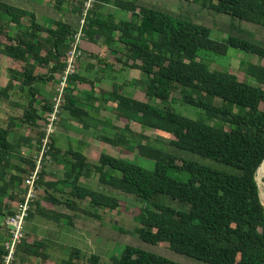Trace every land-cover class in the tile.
I'll return each instance as SVG.
<instances>
[{
    "label": "trees",
    "instance_id": "16d2710c",
    "mask_svg": "<svg viewBox=\"0 0 264 264\" xmlns=\"http://www.w3.org/2000/svg\"><path fill=\"white\" fill-rule=\"evenodd\" d=\"M198 1L205 8L264 27V0ZM105 4H114L130 16L119 19L112 12L105 14L101 11ZM80 5L83 14L84 2ZM10 24L15 25V34H10ZM84 31L92 41L103 39L114 53L119 52L115 45L123 44L129 60L126 64L141 70L146 78L144 91L149 101L155 98L166 104L159 106L125 95L121 84L102 95L107 97L106 107L126 126L113 137L99 138L138 151L154 162V168L99 150H93L90 157L72 147L64 150L52 137L45 159L50 156L55 163L62 159L65 176L46 180L49 173L44 159L37 180L38 192L43 189L44 193L32 202L27 221L33 220L36 213L48 221L59 222L49 213L72 220L85 199L95 208L115 210L122 206L121 199L81 183L82 177L96 173L105 186L148 202L136 217L143 241L167 243L180 254L210 264H264V203L257 181L259 172L260 176L264 174V64L246 63L245 71L251 77L248 82L230 70L212 69L201 57L203 51L225 54L228 43L264 60V45L234 34L227 43L214 40L207 26L142 5L138 0H94ZM76 33L77 28L68 21L45 25L34 12L0 0V56L9 59V82L1 87L0 77V98L19 96V101L15 99L12 104L23 109L21 116L10 115L6 125L0 123V217L15 214L25 201L26 176L35 170L38 160L36 155L21 153L22 142H32L30 136L14 143L10 135L18 126L37 130L41 151L46 135L42 128L47 126V114L54 109V102L44 94L41 84L56 80V75L65 71ZM39 68L47 71L41 73ZM79 82L97 88L95 81L72 74L62 109L91 128L90 121L84 119L89 112L79 106L80 98L72 87ZM176 93L200 110L198 117L186 116L172 105ZM102 122L108 124L107 120ZM130 122L142 130L154 129L157 140L209 163L182 156L150 140L144 143L146 135H135ZM171 172L186 177L177 178ZM161 196H169L188 208L166 205L159 201ZM59 204L71 214L56 212L54 208ZM8 241L0 239V264L9 252ZM51 242L50 238L32 239L27 234L13 264H37V259L42 264H79L75 261L82 254L78 248L72 249L68 259L55 261ZM90 260L97 263L99 256L92 255ZM112 264L182 263L127 245Z\"/></svg>",
    "mask_w": 264,
    "mask_h": 264
},
{
    "label": "rangeland",
    "instance_id": "374dc122",
    "mask_svg": "<svg viewBox=\"0 0 264 264\" xmlns=\"http://www.w3.org/2000/svg\"><path fill=\"white\" fill-rule=\"evenodd\" d=\"M56 2V0H53ZM86 7L88 0H82ZM143 5L150 6L156 9L163 10L168 12L174 16H178L184 19L192 20L198 24H202L207 26L210 29V36L214 40L227 43V40L231 34L248 38L255 42L264 45V27L260 25H256L251 22H247L245 20H240L238 18H234L232 16L222 14L216 12L215 10H211L209 8H205L201 1L198 0H140ZM68 1L65 3V13H69ZM112 9V8H111ZM41 16L44 19L45 24L53 23L52 18V11L48 8H43L40 10ZM109 12V11H108ZM120 14V13H119ZM121 14H123L121 12ZM83 14H81V19ZM127 18V17H120L119 19ZM80 22V21H79ZM12 29V27H10ZM227 51L223 55H217L214 53L203 51L201 52V57L210 65L212 69L218 70H230L236 73L241 80L251 82V77L247 75L245 71L246 63L253 62V63H263L264 60L260 59L258 56L254 54L247 53L242 50H238L227 43ZM79 58L77 61L79 62ZM8 60L3 59L0 56V75L3 77L6 75L9 77L8 73ZM39 72H45L47 69H38ZM131 72V71H129ZM132 74H122L120 72H115L111 69L106 73V77L103 79L104 86L113 89L115 84H128L127 86L124 85V93L130 96H139V91L142 92L139 97L144 101H149L148 97L144 93V89L147 86L146 78L144 74L140 71H133ZM132 75L138 76L140 79H144L143 81H139L136 79L132 82L133 78ZM4 80V79H3ZM61 78L58 76L57 80H53L50 82H45L41 84L44 90V94L53 102H55L56 94L58 93L57 88L60 85ZM138 85L135 89H130V83ZM8 83V82H7ZM135 87V86H134ZM19 89V88H18ZM92 90V89H91ZM133 90V91H132ZM95 95V93H91ZM19 96H13L11 100L0 98V123L6 125L8 115H15L21 116L23 114V109L21 107H16L12 104V102L17 99L19 101ZM54 98V99H53ZM146 98V99H145ZM21 100V99H20ZM102 101V100H100ZM155 105L159 106H166L158 99H153L149 101ZM172 105L180 112L189 116L191 118H196L199 116V111L195 107L186 104L181 99V94H175V100L172 102ZM65 110V109H64ZM67 111V110H65ZM63 114L62 108L61 113L59 116V120L56 123V130L59 124L61 115ZM70 116V114L68 115ZM72 117V116H70ZM74 117V116H73ZM75 118V117H74ZM113 118V119H111ZM108 122V124L99 122V126L96 124H92L90 130L94 136L100 135H108V136H115L116 132L119 131L121 133L123 129L120 127L118 130L114 129V124L120 125V121H116V118L109 116L104 121ZM66 122V120H65ZM65 124V123H64ZM43 126L42 131L45 130ZM119 127V126H118ZM55 133L53 134L56 135ZM134 132L140 134L144 133L146 137L143 139V142H147L150 140L152 143L164 146L166 149L176 152L182 156H186L189 158L201 160L202 162L209 163V160L203 159L197 155H189L186 152L178 151L175 147L169 145L168 142L157 140L156 131L148 130V129H140L138 127H134ZM133 132V134H134ZM59 134V142L58 145L60 147H64V149L69 148L68 142L66 140H72L71 147L76 149V144L73 141L72 137H67L64 134ZM128 135L132 136V133H128ZM32 138L33 143L32 145L28 146L29 151L27 155L33 154L34 156L39 154V132L37 130H32L31 128H26V126H18L15 131L10 135L12 140H18L21 137H28ZM97 142H93V148L99 149V151L107 152L113 156L124 158L127 160H132L135 163L143 166L147 169L154 168V162L147 157L140 156L138 151H128L127 146L118 147L116 145L104 142L103 140L96 139ZM131 145L135 144L134 139H131ZM27 144V143H26ZM90 145V144H89ZM91 147V148H92ZM90 151V150H89ZM88 151V153H89ZM46 165L48 171H53L54 169V162L51 157L47 158ZM44 161V162H45ZM43 162V163H44ZM52 173V172H50ZM63 171H61V175H63ZM118 173V172H115ZM172 176L180 178L186 177V175H180L176 172H171ZM64 176V175H63ZM264 174L262 177L257 175V179L260 185V194L262 201L264 203ZM81 183L90 188L104 192L112 197L119 198L123 201V205L118 207L115 210H106L103 208H95L92 207L89 203V200L85 199L82 200L80 209H78L74 216H72L71 224L67 223L69 221H62L65 223L63 227H56V229H51L50 224L52 221H48L43 219L39 222H36V225L39 229V236L46 238L47 235L51 236L53 232H57L54 237V240L59 239V241H63L62 245L52 247V255L55 261H62L63 259H68L71 255L73 248H78L81 250L82 254L80 258H76V262L79 264H112L115 257H120L123 250L127 245H133L136 247H140L144 250L154 252L156 254L163 255L173 261L182 263V264H210L208 262L180 254L174 250H172L169 244L164 243L162 245L159 244H151L148 242L143 241L137 231L138 227H141V223L136 218L137 215L141 212L143 208L146 207L147 203L144 200H141L136 197L134 194H127L117 189H111L109 186H105L104 184L100 183L99 175L94 173L89 178L82 177ZM61 188V187H59ZM70 190V189H69ZM44 193L43 189L38 192V199ZM5 202L9 203L8 199H4ZM159 201L177 208L186 209L188 208L187 205L180 203L178 200H174L169 196H161ZM65 206V205H63ZM62 206V207H63ZM64 209H67L63 207ZM8 216L0 217V239H4L8 241L11 237L8 225ZM73 221V222H72ZM34 221L26 222L25 225V233L33 232L34 230ZM55 227V226H52ZM64 231V232H63ZM60 235L64 233V240L57 238L58 234ZM59 243V242H58ZM92 255L99 256V261L93 262L90 260ZM37 264H42L39 259L36 260Z\"/></svg>",
    "mask_w": 264,
    "mask_h": 264
},
{
    "label": "crops",
    "instance_id": "0c3cea01",
    "mask_svg": "<svg viewBox=\"0 0 264 264\" xmlns=\"http://www.w3.org/2000/svg\"><path fill=\"white\" fill-rule=\"evenodd\" d=\"M5 1L9 4L24 8L28 11L34 12L37 16V20L42 23L44 22L43 17L41 16V9L43 8H48L52 11V22L54 21H58V20H63V21H68L70 23H72L74 25L75 28H78V24L79 21L81 19V13H80V8H81V1L82 0H60L54 2L53 0H2ZM66 1H68V6L67 8H69V13H65L64 9H65V3ZM140 4H142L140 2V0H138ZM143 5V4H142ZM112 8V9H111ZM103 13L107 14L112 12L113 14H115L118 18L120 17H128L130 16V13L127 12H123L121 11L119 8L116 7V5L114 4H105V6L103 7V9L101 10ZM109 11V12H108ZM121 12L123 14H121ZM120 13V14H119ZM27 21H25L26 23ZM53 23L50 24H45V25H52ZM10 27H12V29H10ZM10 34H15L16 33V27L14 24H10L8 27ZM116 50L119 51L117 53L112 52L111 49H109L105 44H104V40L103 39H97L96 41H92L90 40L87 36L83 39V50H84V56L82 59H80V68L78 69V72L80 76L91 79L92 81L96 82V86L97 88L93 89L92 86L89 83H81L79 82L78 84L72 86L75 89V95L78 96L80 98V103L79 106L84 108L85 110H87L89 112V116H85L84 114V119L90 121L91 125L92 124H96L97 126H99V122L104 119H107L109 116H112L116 118V121H120L117 116L109 109L107 108V104L105 102V100H107V97L102 96L103 92H108L112 89H109L107 87L104 86V82L103 79L106 77V73L108 71H111V69L115 72H120V73H124V74H132L134 73L133 71H140L138 69H134L131 66L127 65L126 62L129 61L128 57L124 55V46L123 44H117L115 45ZM7 57L3 58L6 59ZM8 63H9V59L7 58ZM131 63V62H130ZM9 66V65H8ZM131 71V72H129ZM62 73H58L56 75V80L58 79V76L60 77ZM1 77V75H0ZM132 82H134L136 79H138L140 81V78L138 76L132 75ZM4 79V80H3ZM9 82V77L6 75H4L3 77H1V87H5ZM129 84L130 89H135L138 85L133 84V83ZM122 87H124V85H128V84H121ZM135 86V87H134ZM128 87V86H127ZM114 88V86H113ZM92 89V90H91ZM58 90V88H57ZM133 91V90H132ZM91 93H95V95L91 94ZM122 93H124V88L122 89ZM145 93V91H144ZM46 94V93H45ZM142 94L141 91H139V96H135L134 98H138L141 97L140 95ZM57 95V94H56ZM128 95V94H125ZM130 96V95H128ZM133 97V96H131ZM54 99V98H53ZM146 99V98H145ZM102 100V101H100ZM142 100V99H140ZM63 114L61 115L59 124L57 126V130H56V135H54V139L56 140V145L58 147H60L58 145L59 142V134H64L67 137H72L75 142L76 149L75 150H80L83 151L88 157H90L91 153L93 150H99L96 148H93V142H97L96 139L101 140L99 138V136H94L90 130V128H86L84 125V123H82V121L78 120L77 118H74L72 116V114L70 113V111H65L63 110ZM70 114V116H68ZM81 115V114H80ZM8 115V119H9ZM95 119V121L93 120ZM113 119V118H111ZM66 120V122H65ZM65 123V124H64ZM4 125V124H3ZM131 127L133 128L134 131V122H130ZM114 126H119V127H125L126 124L123 121H120V125L114 124ZM15 131V130H14ZM101 136V135H100ZM24 137L19 138L18 140H11L14 143L19 142L21 139H23ZM68 142V146L69 148H71V143L72 140H66ZM27 144H26V143ZM33 143V141H32ZM90 144V145H89ZM32 145L30 142H27L26 140H24L22 142V148H21V153L24 155H27L29 151V147ZM92 147V148H91ZM62 149H64V147H60ZM68 149V148H67ZM66 150V149H64ZM90 150V151H89ZM89 151V153H88ZM101 151V150H100ZM14 162L16 164L20 163L18 159H14ZM54 169L53 171H48L49 175L47 176L46 180H51V179H55V180H59L62 179L65 176V162L60 159L58 163L53 164ZM48 168V167H47ZM61 171H63V175H61ZM52 172V173H50ZM67 191H69V188H66ZM48 205H52L51 203H48ZM63 204H59L57 205L54 210H56V212H61L63 213V215H68L71 214L70 211L68 209H64ZM51 207V206H49ZM67 208V207H65ZM37 215L34 217L33 220L34 221V230L33 232H29L30 233V237L32 239H43L44 237L39 236V229L36 225V222H39L41 220H43V218H41L39 216L38 213H36ZM59 214V213H57ZM49 215H51L54 218H57V220L59 222L53 221L52 223H49L51 229H56V227H63V225L65 223H63L62 221L66 220L69 221L67 223L71 224V220L70 218L67 217H61L62 220L59 216H56L54 213H49ZM60 215V214H59ZM29 222V221H28ZM73 222V221H72ZM55 226V227H52ZM64 232V231H63ZM27 233V234H29ZM57 232H53L51 234V236L47 235L46 238H50L53 242L52 246H60L62 245L63 241H59V239L54 240V237L56 235ZM27 234L25 233V236H27ZM60 239H65L64 238V233H62L60 235V233L58 234L57 238ZM44 238V239H46ZM59 242V243H58Z\"/></svg>",
    "mask_w": 264,
    "mask_h": 264
},
{
    "label": "built area",
    "instance_id": "2783aa9c",
    "mask_svg": "<svg viewBox=\"0 0 264 264\" xmlns=\"http://www.w3.org/2000/svg\"><path fill=\"white\" fill-rule=\"evenodd\" d=\"M94 0H88L87 5L83 12V17L80 20L77 28V33L74 36L72 42V50L69 52L68 65L65 71L61 74L60 85L58 87V93L55 97L54 109L52 112L47 114V126L45 128L46 135L43 138L42 149L39 151L37 157V164L34 171L26 176L27 193L25 196V201L17 208L15 214L8 216L7 225L11 234L10 240L6 242V248L9 251L5 257L4 264H13L16 257V253L19 245L23 242L25 237V225L27 222V217L31 209V204L38 197V185L37 180L40 177V172L42 171L43 162L46 158V151L49 149V145L52 141L53 134L56 130V123L59 120L61 113L62 104L65 102L66 88L68 87L69 77L78 72V59L84 56L83 50V39L86 37L85 25L86 17L89 10L93 7ZM50 156H47L49 158Z\"/></svg>",
    "mask_w": 264,
    "mask_h": 264
},
{
    "label": "bare ground",
    "instance_id": "6f19581e",
    "mask_svg": "<svg viewBox=\"0 0 264 264\" xmlns=\"http://www.w3.org/2000/svg\"><path fill=\"white\" fill-rule=\"evenodd\" d=\"M263 165V164H262ZM262 169V168H261ZM259 177H262V175L260 176V172H259ZM264 177V176H263Z\"/></svg>",
    "mask_w": 264,
    "mask_h": 264
},
{
    "label": "water",
    "instance_id": "95a60500",
    "mask_svg": "<svg viewBox=\"0 0 264 264\" xmlns=\"http://www.w3.org/2000/svg\"><path fill=\"white\" fill-rule=\"evenodd\" d=\"M257 181H258V179H257ZM258 184H259V182H258ZM259 187H260V185H259Z\"/></svg>",
    "mask_w": 264,
    "mask_h": 264
}]
</instances>
